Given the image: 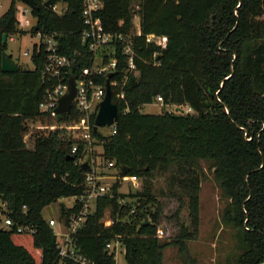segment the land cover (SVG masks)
I'll return each mask as SVG.
<instances>
[{"label":"trees","instance_id":"1","mask_svg":"<svg viewBox=\"0 0 264 264\" xmlns=\"http://www.w3.org/2000/svg\"><path fill=\"white\" fill-rule=\"evenodd\" d=\"M45 1L32 7L37 17L33 32L57 31L63 52L82 49L89 54L81 37L83 0H64L68 8L63 13L53 7L61 0ZM103 1L100 15L108 30L131 33L138 14L143 33L132 36L138 72H129L125 97L117 96L119 85H112L119 108L117 130L106 134L92 128V135L94 143L103 145L104 157L115 159L123 174L143 177L144 186L126 194L119 191L118 181L113 183L73 233V244L88 260L102 264H117L116 251L107 247L112 239L124 245L128 264H163V249L170 242L185 252L192 235L187 226L170 241L158 235L162 206L153 192V177L156 171H172V182L179 180L190 195L197 226L201 181L196 167L198 160L210 159L229 198L225 218L239 228L243 244L235 264H264V0ZM17 21L12 0L0 16V199L7 201L6 212L15 225L0 227V264H58V237L43 210L84 191L90 168L78 157L87 141L57 127L39 130L34 146L27 145L30 120L47 119L39 103L53 82L42 75L47 51L37 42L33 68L2 69V52L18 31ZM148 33L167 35V45L147 41ZM118 46L121 63L113 78L121 80L125 58ZM86 55L81 65L91 63ZM159 95L165 102L161 111L142 110ZM75 142L79 149L71 159ZM124 166H129L127 173ZM80 208V202L63 205L60 218L68 223ZM105 217L113 222L106 225ZM18 224L35 230L19 231ZM63 262L78 264L70 257Z\"/></svg>","mask_w":264,"mask_h":264},{"label":"built area","instance_id":"2","mask_svg":"<svg viewBox=\"0 0 264 264\" xmlns=\"http://www.w3.org/2000/svg\"><path fill=\"white\" fill-rule=\"evenodd\" d=\"M64 1V0H61ZM65 2V1H64ZM58 2L53 4V7L58 11ZM66 3V2H65ZM104 7L103 0H83V17L85 27L81 37L83 43L87 44L89 54H85L82 49H75L72 53L62 51L61 43L58 38L57 31H45L38 29L36 34L39 37L37 42L39 45L44 44L46 47L45 63L42 67V75L46 80L52 81V86L48 87L44 93L39 108L47 117L46 120H30L29 129L25 134V140L30 147L34 146L35 133L39 130H52L57 127H67L73 131L78 138H83L87 141L82 154L78 157L79 162L90 160L91 168L86 171L85 188L80 194H75V202H80L81 208L78 212H74L68 223L59 217H48L49 223L54 227L58 237V245L60 247L61 262L64 264L65 257H70L78 264H102L90 261L82 254L73 244V233L83 225L88 215L91 213L95 200L99 196L106 195L111 191V186L106 184L104 175L96 170L95 164L91 161L89 153L93 149L95 138L92 135V128L95 125L96 115L100 109V102L105 98L107 93V79L112 88L113 84L119 85L120 89L117 96L125 97V83L129 72H138L136 58L139 56L134 44L133 35H141L143 33L140 22L131 33L123 31H110L107 29L100 11ZM68 8L65 4L63 13ZM28 9V8H26ZM27 23L30 21L27 19ZM14 39L11 34L9 36ZM147 41H153L161 47H165L168 42L167 35L148 33ZM121 44V53L125 58V66H123L124 75L121 80L117 77L113 78L118 71L121 59L117 56L116 51L118 45ZM33 53V51H32ZM88 56L91 63L81 65L80 61L84 56ZM113 72L112 76L109 73ZM76 79V94L72 101L71 108L67 111H58L60 99L63 95L70 91V78ZM104 79V80H103ZM114 101V100H113ZM155 102L165 105L163 96L159 95ZM176 109L184 111L192 110L190 105L173 104ZM77 113L73 120L67 119L65 115L71 116ZM110 133H115L117 130V120L112 124ZM79 149V144L74 143L72 154H75ZM137 177L136 175H131ZM0 227H12L15 225L14 218L6 212L7 201L0 199ZM71 205V206H72ZM135 210L134 208L132 211ZM106 225L113 222L111 217H105ZM58 224L62 230L58 228ZM16 229L19 231H34L35 228L27 224H18ZM61 235L62 237H60ZM159 235V234H158ZM123 245L119 239H112L107 242V247L117 251L118 246Z\"/></svg>","mask_w":264,"mask_h":264},{"label":"rangeland","instance_id":"3","mask_svg":"<svg viewBox=\"0 0 264 264\" xmlns=\"http://www.w3.org/2000/svg\"><path fill=\"white\" fill-rule=\"evenodd\" d=\"M12 0H0V16L9 8ZM64 1H59L58 11L65 6ZM28 8V9H26ZM16 16L18 31L13 33L14 39L8 37L5 52L18 63L33 68L32 59L34 43L39 37L33 32L37 24V17L32 12V7L24 0H16ZM30 23H27L26 20ZM135 25L140 22L138 15L134 18ZM161 104L149 102L143 105L146 112L161 111ZM104 133H110L112 125L99 127ZM103 145L94 143L89 157L95 164L96 170L104 175L106 184L112 186L118 181L119 191L132 193L143 189L144 178L123 174L122 169L115 159H107L102 154ZM210 159H200L196 170L200 174V218L199 224L194 225L191 211L190 195L179 183L172 182V171H156L153 177V192L161 206L158 234L163 241H170L178 237L183 225L187 226L192 235L187 239V250L181 251L180 246L170 242L163 249V264H235L236 258L243 250V244L239 235V228L225 218V212L229 204V198L215 177L211 168ZM175 171L176 168H173ZM125 200L132 199L129 196ZM75 202L74 195L64 196L49 204L43 210L46 217H59L63 205L71 206ZM58 228L62 227L58 224ZM62 237L61 235H59ZM117 264H128L124 245L118 246L116 251Z\"/></svg>","mask_w":264,"mask_h":264},{"label":"water","instance_id":"4","mask_svg":"<svg viewBox=\"0 0 264 264\" xmlns=\"http://www.w3.org/2000/svg\"><path fill=\"white\" fill-rule=\"evenodd\" d=\"M26 1L31 7L37 5V0H24ZM46 5L50 4V0L45 1ZM3 40H7V33L3 34ZM1 67L3 70L6 71H16V70H27L28 67L24 66L17 61H15L9 54L5 51L2 52V62ZM113 72L109 73V76H112ZM76 94V79L74 77L70 78V91L63 95L60 99V103L58 106V111H67L71 108L72 101ZM119 117V108L116 102L113 101L112 97V88L109 82V78L107 79V93L105 98L100 102V109L96 115L94 129L97 131L100 126L112 124L114 121L118 120ZM69 158L74 159L75 154H69ZM84 166L86 168H91V164L88 160L84 162ZM124 173L129 171V166H124L123 168ZM149 219L147 218L146 221Z\"/></svg>","mask_w":264,"mask_h":264},{"label":"crops","instance_id":"5","mask_svg":"<svg viewBox=\"0 0 264 264\" xmlns=\"http://www.w3.org/2000/svg\"><path fill=\"white\" fill-rule=\"evenodd\" d=\"M138 15V14H137ZM139 16V15H138ZM140 17V16H139Z\"/></svg>","mask_w":264,"mask_h":264}]
</instances>
